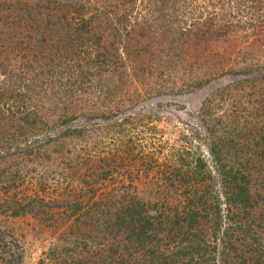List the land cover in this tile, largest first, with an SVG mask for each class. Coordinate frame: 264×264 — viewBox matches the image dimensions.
Here are the masks:
<instances>
[{"label": "trees", "instance_id": "1", "mask_svg": "<svg viewBox=\"0 0 264 264\" xmlns=\"http://www.w3.org/2000/svg\"><path fill=\"white\" fill-rule=\"evenodd\" d=\"M224 79L211 161L143 155L135 107ZM19 219L36 264H264V0H0V264Z\"/></svg>", "mask_w": 264, "mask_h": 264}, {"label": "rangeland", "instance_id": "2", "mask_svg": "<svg viewBox=\"0 0 264 264\" xmlns=\"http://www.w3.org/2000/svg\"><path fill=\"white\" fill-rule=\"evenodd\" d=\"M221 83L226 84L225 79L212 82L195 93L185 91L184 93H165L163 97L157 99H154V96L149 97L135 107V113L149 118V123L144 127V134L140 136L143 138L141 143L145 150L143 155L156 154V151L162 150L163 154L157 157L163 158L170 154L172 149L178 150L183 147L190 148V151L198 152L206 160L211 161L206 145L207 128L201 122L200 109L207 98L217 100L223 98L230 103L226 95H221V92L218 94V90L221 91ZM156 102L161 106L155 105ZM225 108L226 106L218 109V116H221ZM152 127L156 130L151 131ZM142 129L143 127L140 128L141 131ZM129 168L131 172H135L133 168ZM34 225L30 219H19L8 224L11 234L29 252V257L23 264H36L42 248V242L32 239L36 231L33 230Z\"/></svg>", "mask_w": 264, "mask_h": 264}]
</instances>
